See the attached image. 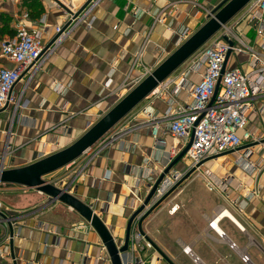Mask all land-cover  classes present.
<instances>
[{
    "label": "crops",
    "instance_id": "crops-1",
    "mask_svg": "<svg viewBox=\"0 0 264 264\" xmlns=\"http://www.w3.org/2000/svg\"><path fill=\"white\" fill-rule=\"evenodd\" d=\"M24 1L0 0V41L9 38L2 19H10L8 28L13 30V17L26 13ZM39 2L41 15L35 20L28 17L26 25L43 32L47 43L66 14L48 0ZM176 3V8L171 6ZM181 3L182 0H134L133 6L127 7L126 0H103L92 14L91 28L81 25L75 29L26 85L22 108L8 133L11 112L0 111V164L4 168L30 165L82 136L120 100L124 85L140 80L143 70L155 68L160 51H174L185 30L192 34L205 22L200 9L205 5L210 8V4H195L190 10L187 3ZM41 19L44 25L39 24ZM234 34L253 47L258 43L245 24L234 28ZM0 66L13 67L1 58ZM234 68L247 71V55H230L226 69ZM192 81L196 83L198 79ZM23 86L22 80L14 92ZM179 98L183 100L186 95ZM164 99L153 100L146 111L164 113ZM259 109H263L262 113ZM144 120L139 115L136 120H128L127 125L136 126ZM248 129L253 142L250 148L206 163L190 180L173 187L140 220L144 241L151 245V249L144 248L142 258L151 260V264H264V96L256 99L248 113ZM160 137L158 145L147 128L125 134L101 151L80 174L76 172L86 158L71 165L55 185L61 187L74 179L69 193L91 206L118 245L128 219L138 208L132 194L147 195L149 185L167 166L165 155L174 143L167 134ZM239 156L256 165L251 176L236 165ZM185 164L181 161L170 173L182 171ZM208 181L213 183L214 191L207 190ZM12 190L32 194V202H48L37 192ZM25 196L19 197L21 207L29 202ZM0 209L8 216L25 212H9L1 204ZM52 209L59 212L65 224L47 214ZM218 210L226 211L233 220L218 218ZM212 222L215 227L210 226ZM83 223L74 212L55 202L21 217L19 237L5 252L14 258V264H109L92 230L73 231ZM218 233L223 234L222 239ZM243 254L248 257L247 263L241 261Z\"/></svg>",
    "mask_w": 264,
    "mask_h": 264
},
{
    "label": "built area",
    "instance_id": "built-area-1",
    "mask_svg": "<svg viewBox=\"0 0 264 264\" xmlns=\"http://www.w3.org/2000/svg\"><path fill=\"white\" fill-rule=\"evenodd\" d=\"M10 1L18 2L21 0ZM48 1L66 14L62 24L55 27L54 36L49 42L44 43L43 32L27 27L26 23L29 19L27 13L13 17L14 36L0 41V58L13 65L12 68L0 66V111L11 112V123L22 108L26 85L42 70L49 58L71 36L75 29L81 25L91 28L92 14L103 0ZM126 3L127 7L133 6L134 0H126ZM132 10L134 12L135 8ZM161 21L162 19L159 18L158 22ZM39 24L44 25V19H41ZM241 24H245L248 30L253 32L255 40L258 39L256 47L246 44L234 34V28ZM190 35L189 30H185L179 36L177 46ZM225 37L233 42L232 48H229L224 42ZM229 50H231V55H247V71H242L239 68L225 69L224 73L221 74L225 56ZM150 71H144L140 80L124 85L125 92L122 97L143 80ZM193 78H197L198 81L194 83ZM22 80L24 86L19 92H14L15 86ZM218 82V91L214 96ZM181 94H185L186 98L183 100L179 98ZM263 96L264 0H252L226 28L222 29L197 54L181 66L148 99L92 149L85 152L79 159L86 158L85 162L79 167L76 175L84 171L101 151L112 146L123 135L136 132L142 128L149 130L155 144L161 145L160 136L162 134H167L172 139L174 145L165 155L167 166L180 154L192 138L190 148L182 160L186 163L184 168L180 172L173 171L165 177L159 186L152 206H149L143 213L145 215L156 203L167 196L173 187L190 180L199 173L206 163L226 155L237 154L245 147L250 148L253 142L248 129V113L253 110L256 99ZM160 98L166 100L167 107L164 113L158 111L148 113L146 110L151 105L150 103ZM145 103L146 106L142 107ZM262 111L263 109H259L258 112L262 113ZM139 115H143L145 120L137 123L136 126L127 125L128 120H136ZM113 132L115 134H112ZM235 162L241 171L248 176L256 171V165L252 164L251 160L245 156H239ZM73 180L69 184L65 183L63 186L57 187L66 188L69 192ZM53 185L55 186V184ZM205 186L208 191H214L212 182H206ZM2 188L4 186H0V191ZM11 188L23 193L32 191L19 187ZM132 196L135 205L139 207L146 195L139 196L137 193H133ZM54 203L46 202L38 209L21 212L17 216H8L0 209V264L15 263L14 258L5 252V249H9V245L19 237L18 222L20 218L34 213L40 208H47ZM172 211L175 210L172 209ZM218 211H221L218 218H229L226 211ZM144 215L141 216L140 220ZM138 223L132 229L129 250L125 255L123 264L152 263L151 260L147 261L142 258L144 248L151 249V245L144 241V234L137 229ZM210 226L215 227L214 222L210 223ZM40 229L44 230V226H40ZM79 229L84 232L91 230L85 222L74 227L73 231ZM218 236L222 239L223 234L218 233ZM230 248L234 249V245H231ZM185 253L187 254L188 251L185 250ZM193 261L196 263L197 259L194 258ZM241 261L247 263L248 257L245 254L241 255Z\"/></svg>",
    "mask_w": 264,
    "mask_h": 264
},
{
    "label": "water",
    "instance_id": "water-1",
    "mask_svg": "<svg viewBox=\"0 0 264 264\" xmlns=\"http://www.w3.org/2000/svg\"><path fill=\"white\" fill-rule=\"evenodd\" d=\"M250 1L252 0H223L214 9L207 11L204 24L177 46L163 62L151 70L143 80L129 90L112 108L103 114L96 123L91 125L82 136L68 147L24 167L5 169L1 163L0 186L19 187L25 190H32L46 197L48 202H57L67 207L89 225L90 229L95 233L107 257L108 263L123 264L125 255L129 250L130 235L133 227L139 222L137 229L141 231V216L144 215L143 213L149 206H152L159 186L165 177L184 159L190 148L192 138L180 154L164 169L158 179L152 185H149V191L143 203L128 219L124 229V236L119 245L90 205L79 201L73 194H70L66 188L54 186L45 179L76 163L85 152L92 149L107 136L120 122L126 119L148 99L155 90L162 86L181 66L197 54L211 39L220 33L222 29L226 28ZM223 40L229 48L233 47V42L231 40L226 37ZM230 55L231 50H229L225 56L221 74H223L226 69V63ZM218 85L219 82L214 96L218 91ZM160 202L156 203L143 218L156 208Z\"/></svg>",
    "mask_w": 264,
    "mask_h": 264
},
{
    "label": "rangeland",
    "instance_id": "rangeland-1",
    "mask_svg": "<svg viewBox=\"0 0 264 264\" xmlns=\"http://www.w3.org/2000/svg\"><path fill=\"white\" fill-rule=\"evenodd\" d=\"M46 1V0H45ZM184 1V2H183ZM209 1V2H208ZM217 0H182V3H187L188 5H186L187 7L190 8V10H192L191 7H194L193 5L197 4L200 6V4H210V8H207L206 5L203 7V9H200L201 12H202V16L205 17V21H206V12L209 11V10H212L214 9L220 2H222L223 0H220L218 2H216ZM216 2V3H215ZM171 6H174V8H176L175 6H177V3L176 4H171ZM184 7V6H183ZM197 7V6H196ZM202 8V7H201ZM206 11V12H205ZM202 17V18H204ZM162 22V21H161ZM160 22V23H161ZM205 23V22H204ZM203 23V24H204ZM161 53L159 54L158 56V62L155 64V68L161 63L163 62L173 51L170 50L169 52H166L165 51H160ZM143 70V69H142ZM152 70V69H151ZM143 74H144V70H143ZM127 91V90H126ZM124 94V93H123ZM126 94V93H125ZM11 117V116H10ZM11 119V118H10ZM11 122V120H9ZM98 121V119L94 122L96 123ZM14 122V121H13ZM93 123V124H94ZM14 123H11L8 127V131H6L7 133L9 131L12 130V126H13ZM11 127V128H10ZM5 169H12V168H8V165ZM68 169V168H67ZM67 169H64L62 171H59L49 177H47L45 180L48 181V182H51L53 184L56 185V183H58L60 181V178L63 177L66 173V170ZM29 194V193H28ZM27 194H19L18 192H16L15 190H12L11 187H4L3 189H1L0 191V204L3 206V209L5 208L6 210H8L9 212H12L14 210H20V211H30V210H33L39 206H41L40 204V201L38 202H32L30 201V198L31 196H33L32 194H29L27 196H25ZM21 196H25L23 198H26L29 202L27 205L21 207L18 205V201H19V197ZM22 198V197H21ZM24 208V209H23ZM47 214H49V216L51 217H54L55 220H59L61 222H63L64 224L66 223L62 216L59 215V212L55 211V209H52L50 210Z\"/></svg>",
    "mask_w": 264,
    "mask_h": 264
},
{
    "label": "trees",
    "instance_id": "trees-1",
    "mask_svg": "<svg viewBox=\"0 0 264 264\" xmlns=\"http://www.w3.org/2000/svg\"><path fill=\"white\" fill-rule=\"evenodd\" d=\"M23 6L25 8L26 13L28 14V17L31 20L38 19L42 12V6L39 2V0H25L23 3ZM8 22H10V19H2L1 24L5 28V34H9V37H13L15 34L14 30H10L8 28Z\"/></svg>",
    "mask_w": 264,
    "mask_h": 264
},
{
    "label": "bare ground",
    "instance_id": "bare-ground-1",
    "mask_svg": "<svg viewBox=\"0 0 264 264\" xmlns=\"http://www.w3.org/2000/svg\"><path fill=\"white\" fill-rule=\"evenodd\" d=\"M230 219H232V217L229 214H226ZM233 220V219H232Z\"/></svg>",
    "mask_w": 264,
    "mask_h": 264
}]
</instances>
